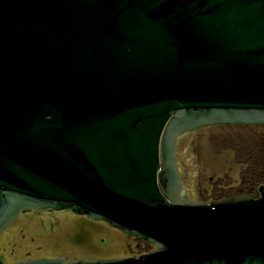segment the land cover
Returning a JSON list of instances; mask_svg holds the SVG:
<instances>
[{
	"label": "water",
	"instance_id": "water-1",
	"mask_svg": "<svg viewBox=\"0 0 264 264\" xmlns=\"http://www.w3.org/2000/svg\"><path fill=\"white\" fill-rule=\"evenodd\" d=\"M216 126H264V0H0V238L69 211L154 246L16 264H264V187L185 194L179 141Z\"/></svg>",
	"mask_w": 264,
	"mask_h": 264
},
{
	"label": "rangeland",
	"instance_id": "rangeland-1",
	"mask_svg": "<svg viewBox=\"0 0 264 264\" xmlns=\"http://www.w3.org/2000/svg\"><path fill=\"white\" fill-rule=\"evenodd\" d=\"M215 129H199L179 141V170L187 185L188 197L196 201L197 189H210L214 182L237 184L240 168L232 153L220 154L210 143ZM210 195V194H209ZM210 203V201H208ZM6 264L23 261L67 260L112 261L139 257L137 242L104 222L72 212H32L24 214L0 238Z\"/></svg>",
	"mask_w": 264,
	"mask_h": 264
},
{
	"label": "trees",
	"instance_id": "trees-1",
	"mask_svg": "<svg viewBox=\"0 0 264 264\" xmlns=\"http://www.w3.org/2000/svg\"><path fill=\"white\" fill-rule=\"evenodd\" d=\"M221 133L212 136L210 143L215 151L222 154L230 152L240 168L237 184L218 180H210L211 188L203 196V201L223 200L231 197L256 195L264 187V126H216ZM210 194V195H209ZM137 242L138 255L154 251L153 245H148L140 239Z\"/></svg>",
	"mask_w": 264,
	"mask_h": 264
},
{
	"label": "flooded vegetation",
	"instance_id": "flooded-vegetation-1",
	"mask_svg": "<svg viewBox=\"0 0 264 264\" xmlns=\"http://www.w3.org/2000/svg\"><path fill=\"white\" fill-rule=\"evenodd\" d=\"M180 164V163H179ZM179 164H178V167H180L179 166ZM181 173V180H182V184H183V186H184V191H185V194L187 195V197L189 196L188 195V188H187V185H185L184 184V176H183V173L182 172H180ZM210 180H212V179H210ZM198 190V192H199V197L197 198V200L196 201H202V202H204L203 201V196L208 192V190L209 189H197ZM189 198V197H188ZM190 199V198H189ZM191 200V199H190ZM213 201H216V200H213ZM210 202H212V200L210 201ZM205 203H208V202H205Z\"/></svg>",
	"mask_w": 264,
	"mask_h": 264
}]
</instances>
